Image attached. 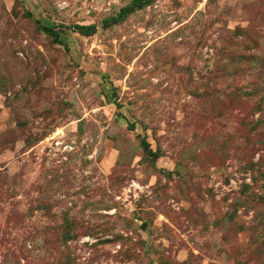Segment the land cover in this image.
Returning a JSON list of instances; mask_svg holds the SVG:
<instances>
[{"label":"rangeland","instance_id":"obj_1","mask_svg":"<svg viewBox=\"0 0 264 264\" xmlns=\"http://www.w3.org/2000/svg\"><path fill=\"white\" fill-rule=\"evenodd\" d=\"M130 1L0 0V264H264V0Z\"/></svg>","mask_w":264,"mask_h":264},{"label":"trees","instance_id":"obj_2","mask_svg":"<svg viewBox=\"0 0 264 264\" xmlns=\"http://www.w3.org/2000/svg\"><path fill=\"white\" fill-rule=\"evenodd\" d=\"M150 0H131L129 3L125 4L124 6L120 7L116 14L112 16H108L107 18L103 19L101 22L102 27H107L112 24H115L119 22L121 19H123L127 14L135 10L136 8H139L143 6L144 4L148 3ZM70 29L76 31L77 33L89 36L92 35L95 31V25L94 24H72L69 25ZM40 28L53 36V38H56V33L53 31V28L51 26H40Z\"/></svg>","mask_w":264,"mask_h":264}]
</instances>
